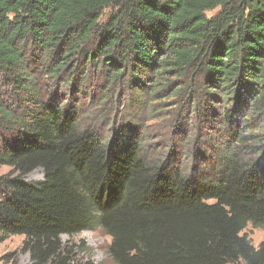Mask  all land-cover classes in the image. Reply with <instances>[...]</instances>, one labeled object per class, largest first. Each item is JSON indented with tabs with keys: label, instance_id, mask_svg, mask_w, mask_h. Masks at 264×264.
I'll use <instances>...</instances> for the list:
<instances>
[{
	"label": "trees",
	"instance_id": "16d2710c",
	"mask_svg": "<svg viewBox=\"0 0 264 264\" xmlns=\"http://www.w3.org/2000/svg\"><path fill=\"white\" fill-rule=\"evenodd\" d=\"M88 71L221 104L209 170L103 141L44 99L42 80ZM0 166V243L24 237L0 264H72L61 236L96 228L115 264H264L246 233L264 231V0H0Z\"/></svg>",
	"mask_w": 264,
	"mask_h": 264
},
{
	"label": "rangeland",
	"instance_id": "374dc122",
	"mask_svg": "<svg viewBox=\"0 0 264 264\" xmlns=\"http://www.w3.org/2000/svg\"><path fill=\"white\" fill-rule=\"evenodd\" d=\"M217 11L206 15L212 17ZM109 13L110 10L104 11L103 19ZM142 75L134 83L129 82L130 78L125 75L112 84L111 81L106 82L103 72L88 71L87 80L74 89L56 79H44L41 85L49 88L44 97L46 101L62 103L63 110L75 117L80 128L93 129L103 141H123L127 136L141 142L152 159L169 154L172 160L193 167L197 173L209 170L214 159L208 140L226 138L221 136L223 130L218 128L222 105L202 102L195 113L185 101L159 99V96L154 99L148 96V75L143 72ZM51 93H54V99L50 97ZM198 96L201 98V94ZM10 170L7 166H0V176ZM25 178L29 182L41 181L42 170L36 169ZM246 233L254 247L264 242L262 229L249 225ZM23 239V236H12L0 243V257L20 249ZM60 240L69 252L72 264H115L109 255L111 238L99 228L72 237L61 236ZM18 260V264H29L26 253H20Z\"/></svg>",
	"mask_w": 264,
	"mask_h": 264
}]
</instances>
